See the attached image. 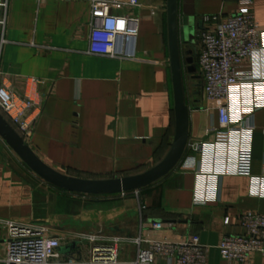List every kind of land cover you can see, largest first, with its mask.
Masks as SVG:
<instances>
[{"label": "crops", "instance_id": "crops-1", "mask_svg": "<svg viewBox=\"0 0 264 264\" xmlns=\"http://www.w3.org/2000/svg\"><path fill=\"white\" fill-rule=\"evenodd\" d=\"M242 1L252 3L257 26L264 31V0H179V8L182 16L193 14L194 24L203 21L205 29L204 17L231 15ZM140 2V8L117 9L140 17L136 59L89 53L92 11L87 0L9 2L8 42L1 56L4 82L39 103L26 143L63 174L85 179L139 174L160 163L172 145L167 0ZM201 31L195 28V48ZM243 71L251 77L245 84L252 89L243 93L245 103L255 107L247 116L252 129L218 142L212 130L219 127L217 111L208 107L203 86L191 103L186 88L191 107L187 152L171 174L141 191L85 195L58 189L36 175L0 136V220L83 237L64 241V260L90 258L94 243L84 237H119L121 259L132 261L139 235L195 234L209 247L208 264H227L218 249L221 239L245 233L242 213L264 214V50ZM199 143L206 144L204 151L197 149ZM241 146L252 153L248 175L234 172ZM154 222L163 223V229H153ZM247 264H264V255L253 254Z\"/></svg>", "mask_w": 264, "mask_h": 264}, {"label": "built area", "instance_id": "built-area-1", "mask_svg": "<svg viewBox=\"0 0 264 264\" xmlns=\"http://www.w3.org/2000/svg\"><path fill=\"white\" fill-rule=\"evenodd\" d=\"M87 1L92 11L89 53L136 59L140 17L119 13L117 9L140 8V0ZM9 2L0 0V112L27 142L33 134L39 103L29 94H20L4 82L1 56L8 42ZM251 4L250 1H242L240 9L226 17H204L208 27L198 36L195 64L207 105L217 111L219 127L212 130L220 143L228 141L242 129H252L247 124V116L255 107L245 103L248 97L243 93L244 89L246 92L252 89L245 84L251 77L243 68L264 50V31L257 26ZM197 149L204 151L206 144L199 143ZM251 163V150L246 146L239 147L234 172L250 174ZM240 222L245 233L225 235L218 245L221 258L227 264H247L253 254L264 255V214L246 211L241 214ZM151 226L161 230L164 224L154 222ZM0 229L4 232V238L0 239V264H157L158 260L165 261V264H208L209 247L195 234L179 238L139 235L133 241L137 254L132 261H123L120 257L121 238L84 237L94 243L91 256L88 260L77 261L62 259L59 250L65 240L83 238L77 234H54L48 226L6 220H0Z\"/></svg>", "mask_w": 264, "mask_h": 264}, {"label": "water", "instance_id": "water-1", "mask_svg": "<svg viewBox=\"0 0 264 264\" xmlns=\"http://www.w3.org/2000/svg\"><path fill=\"white\" fill-rule=\"evenodd\" d=\"M166 8L175 131L174 140L164 159L147 171L124 177L85 179L69 176L46 164L0 112V136L45 182L64 191L85 195L137 192L162 180L178 167L187 152L190 139L191 107L187 100L185 73L188 72L194 79H200L195 64V28L203 30L204 24L203 21L194 24L191 13L186 12L182 16L179 0H167ZM198 87L202 88L201 83ZM196 94L201 95L202 91H197ZM77 245L74 243L73 246ZM66 249V246H61L59 250L64 252Z\"/></svg>", "mask_w": 264, "mask_h": 264}, {"label": "rangeland", "instance_id": "rangeland-1", "mask_svg": "<svg viewBox=\"0 0 264 264\" xmlns=\"http://www.w3.org/2000/svg\"><path fill=\"white\" fill-rule=\"evenodd\" d=\"M199 79H194L191 75L185 74V84L188 89L189 99L190 103L194 99V92L198 90V85L200 84ZM4 238V232L2 229H0V239Z\"/></svg>", "mask_w": 264, "mask_h": 264}, {"label": "trees", "instance_id": "trees-1", "mask_svg": "<svg viewBox=\"0 0 264 264\" xmlns=\"http://www.w3.org/2000/svg\"><path fill=\"white\" fill-rule=\"evenodd\" d=\"M196 57V56H195ZM187 88V87H186Z\"/></svg>", "mask_w": 264, "mask_h": 264}]
</instances>
